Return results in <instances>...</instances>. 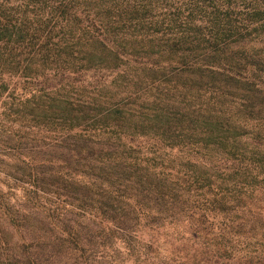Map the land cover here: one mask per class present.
I'll use <instances>...</instances> for the list:
<instances>
[{
	"label": "trees",
	"instance_id": "obj_1",
	"mask_svg": "<svg viewBox=\"0 0 264 264\" xmlns=\"http://www.w3.org/2000/svg\"><path fill=\"white\" fill-rule=\"evenodd\" d=\"M117 243L264 264V0H0V264Z\"/></svg>",
	"mask_w": 264,
	"mask_h": 264
},
{
	"label": "rangeland",
	"instance_id": "obj_2",
	"mask_svg": "<svg viewBox=\"0 0 264 264\" xmlns=\"http://www.w3.org/2000/svg\"><path fill=\"white\" fill-rule=\"evenodd\" d=\"M18 190L19 188L15 189V192H17ZM114 248L117 250L116 251L111 250L110 259L106 264H133L132 262L133 259H129L126 257V253L119 245V243H117V245H115Z\"/></svg>",
	"mask_w": 264,
	"mask_h": 264
}]
</instances>
